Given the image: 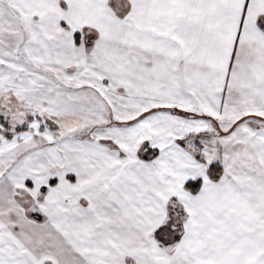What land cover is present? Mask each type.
<instances>
[{
  "label": "snow or ice",
  "instance_id": "1",
  "mask_svg": "<svg viewBox=\"0 0 264 264\" xmlns=\"http://www.w3.org/2000/svg\"><path fill=\"white\" fill-rule=\"evenodd\" d=\"M0 264H264V0H0Z\"/></svg>",
  "mask_w": 264,
  "mask_h": 264
}]
</instances>
